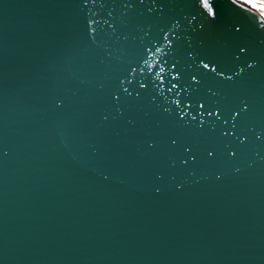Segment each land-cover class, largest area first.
<instances>
[{
	"label": "water",
	"instance_id": "1",
	"mask_svg": "<svg viewBox=\"0 0 264 264\" xmlns=\"http://www.w3.org/2000/svg\"><path fill=\"white\" fill-rule=\"evenodd\" d=\"M245 3L0 0V264H264Z\"/></svg>",
	"mask_w": 264,
	"mask_h": 264
},
{
	"label": "rangeland",
	"instance_id": "2",
	"mask_svg": "<svg viewBox=\"0 0 264 264\" xmlns=\"http://www.w3.org/2000/svg\"><path fill=\"white\" fill-rule=\"evenodd\" d=\"M249 4L256 12L264 14V0H243Z\"/></svg>",
	"mask_w": 264,
	"mask_h": 264
},
{
	"label": "bare ground",
	"instance_id": "3",
	"mask_svg": "<svg viewBox=\"0 0 264 264\" xmlns=\"http://www.w3.org/2000/svg\"><path fill=\"white\" fill-rule=\"evenodd\" d=\"M247 6L251 7L249 4L245 3Z\"/></svg>",
	"mask_w": 264,
	"mask_h": 264
}]
</instances>
